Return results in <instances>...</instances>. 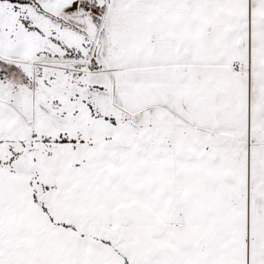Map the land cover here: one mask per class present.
Listing matches in <instances>:
<instances>
[{
    "label": "crops",
    "instance_id": "crops-1",
    "mask_svg": "<svg viewBox=\"0 0 264 264\" xmlns=\"http://www.w3.org/2000/svg\"><path fill=\"white\" fill-rule=\"evenodd\" d=\"M75 1L34 3L42 10L52 9L57 20L73 26L55 27L61 40L83 53L91 42L99 44L94 58L99 67L74 73L77 80L100 85L104 91H110V83L116 80L117 102L127 103L131 96L130 105L137 106L131 109L132 116L142 112L137 88L147 95L165 89L159 103H145L155 107L158 115L148 123V236L157 251L149 264H194L198 252H182L180 246L204 251L199 205L208 199L205 194L232 212L234 221L218 214L220 218L212 222L221 221L216 224L218 234L242 244L243 251L233 253L242 257L239 263L264 264L251 260L248 246L247 218L254 204L264 205V168H257L261 152L254 146L249 123L250 74L243 63L257 58L258 53L252 54L256 49L252 33L261 26L264 0H96L103 5L99 21L91 24L83 16V26L73 22L78 18ZM10 6L8 2L7 13L0 11V22L8 20L10 10L16 13ZM6 30L14 32V39ZM46 39L14 17L11 27L2 31L0 26V59L24 64L33 55L45 54L57 64L68 62L66 57L59 59L66 48L57 41L50 40L53 50L39 49ZM36 40L39 44L34 49L31 44ZM20 42L25 48L19 55ZM25 50L29 58L23 55ZM234 62L241 69H234ZM171 93L179 98L191 94L193 100L188 106L181 103V109L172 105L176 99L170 105ZM5 96L0 94V142L17 143L42 135L43 109L30 118ZM191 110L200 117L189 119L182 112ZM60 118L64 117L51 119L47 133L57 131Z\"/></svg>",
    "mask_w": 264,
    "mask_h": 264
},
{
    "label": "rangeland",
    "instance_id": "rangeland-1",
    "mask_svg": "<svg viewBox=\"0 0 264 264\" xmlns=\"http://www.w3.org/2000/svg\"><path fill=\"white\" fill-rule=\"evenodd\" d=\"M41 1L56 0H0L4 14L8 2L16 9V13L9 11L6 22L4 18L0 22L2 31L18 17L47 38L39 49L53 50L50 40L57 41L66 48L59 59L69 60L57 64L51 55L30 57L26 50L27 63L0 59V94H7L30 118L42 109L45 113L44 133L39 137L0 142V264H149L153 247L148 236V123L158 115L155 107L145 103H159L165 89L147 95L142 87L137 88L142 112L132 116L131 109L137 106L130 105L131 96L127 103L117 102L116 80L110 83V91L77 80L74 73L99 67L94 60L99 44L91 42L83 53L58 38L57 25L73 26L57 20L52 9L42 10L34 3ZM96 3L76 0L73 9L78 18L73 22L83 26L86 17L97 25L103 5ZM260 19L261 26L252 33L256 47L252 54L258 53L257 58L243 63L250 74L249 123L254 146L261 152L257 168H264V16ZM6 34L14 39V32L6 30ZM38 44L36 40L31 45L36 49ZM24 48L20 42L16 53ZM170 97V105L176 99L172 105L181 109V103L188 106L193 100L191 94L179 98L171 93ZM182 112L189 119L200 117L195 110ZM57 114L64 117L55 126L57 133H47L51 119L58 120ZM205 195L208 199L199 205L204 251L186 245L180 250L198 252L194 264H232L235 258L240 264L242 257L233 253L242 252V244L218 234L221 230L216 224L221 221L212 222L219 215L234 221L232 212ZM247 219L251 260L264 263V205L254 204Z\"/></svg>",
    "mask_w": 264,
    "mask_h": 264
},
{
    "label": "built area",
    "instance_id": "built-area-1",
    "mask_svg": "<svg viewBox=\"0 0 264 264\" xmlns=\"http://www.w3.org/2000/svg\"><path fill=\"white\" fill-rule=\"evenodd\" d=\"M152 39H155L154 37H151ZM236 64H238L237 62H234L233 63V68L234 69H241V67H240V65L239 66H236ZM75 89H78V86H75ZM81 92L82 93H86V89H82L81 90ZM151 247H153L152 245H151ZM157 255V251L155 250V251H153V248L151 249V252H150V256H149V259H151L152 258V256H156Z\"/></svg>",
    "mask_w": 264,
    "mask_h": 264
},
{
    "label": "trees",
    "instance_id": "trees-1",
    "mask_svg": "<svg viewBox=\"0 0 264 264\" xmlns=\"http://www.w3.org/2000/svg\"><path fill=\"white\" fill-rule=\"evenodd\" d=\"M30 29V28H29Z\"/></svg>",
    "mask_w": 264,
    "mask_h": 264
}]
</instances>
